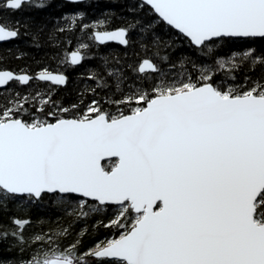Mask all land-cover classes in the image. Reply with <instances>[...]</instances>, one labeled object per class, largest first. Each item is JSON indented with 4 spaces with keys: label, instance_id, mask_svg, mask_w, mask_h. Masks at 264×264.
I'll list each match as a JSON object with an SVG mask.
<instances>
[{
    "label": "snow or ice",
    "instance_id": "6c2138e0",
    "mask_svg": "<svg viewBox=\"0 0 264 264\" xmlns=\"http://www.w3.org/2000/svg\"><path fill=\"white\" fill-rule=\"evenodd\" d=\"M71 2L0 0V264H264V0Z\"/></svg>",
    "mask_w": 264,
    "mask_h": 264
},
{
    "label": "trees",
    "instance_id": "16d2710c",
    "mask_svg": "<svg viewBox=\"0 0 264 264\" xmlns=\"http://www.w3.org/2000/svg\"><path fill=\"white\" fill-rule=\"evenodd\" d=\"M56 1V2H55ZM54 3H52V5L48 8H31V9H26L23 12H16L13 13V16L16 17H20V16H35L37 18H43L45 16H50L52 14H59L65 11L68 12H72L75 11L77 8H83L84 5L83 4H74V3H66V2H62L61 0H55ZM58 2V3H57ZM103 7H120L119 4H113L111 2V0H97V2L95 3V10L96 11H101L103 10ZM90 14L95 15V12L92 10V8L88 9ZM11 46L10 44L5 45L3 47H9ZM120 45L117 44H113V48H118ZM34 51V50H33ZM0 55H4L3 53V48H0ZM0 63H4L6 64V66L10 69H18L24 66L25 61L24 60H18V59H7V60H3L0 61ZM89 63H94V61H90ZM31 68L33 71L36 70V65L32 64ZM75 71L78 70H69L70 75H73V77L75 78ZM61 91H64L63 89H61ZM68 91L71 93L70 95L66 96V100H75V93L72 90V87L69 86ZM33 215L35 216L36 213L33 212ZM56 215H60L59 212L56 213ZM77 227H79V225H77ZM109 232L107 229H103L101 228L99 230V232L97 234H94L90 240H88V243L93 242L95 239H98L104 235H108Z\"/></svg>",
    "mask_w": 264,
    "mask_h": 264
},
{
    "label": "flooded vegetation",
    "instance_id": "af4514ba",
    "mask_svg": "<svg viewBox=\"0 0 264 264\" xmlns=\"http://www.w3.org/2000/svg\"><path fill=\"white\" fill-rule=\"evenodd\" d=\"M55 0H52V3H54ZM58 1V0H57ZM62 2H66V3H72V2H69V1H66V0H61ZM56 2V1H55ZM58 3V2H57ZM5 46V45H4Z\"/></svg>",
    "mask_w": 264,
    "mask_h": 264
},
{
    "label": "water",
    "instance_id": "95a60500",
    "mask_svg": "<svg viewBox=\"0 0 264 264\" xmlns=\"http://www.w3.org/2000/svg\"><path fill=\"white\" fill-rule=\"evenodd\" d=\"M66 1H69V2H71V0H66ZM113 44H117V45H119L117 42H113Z\"/></svg>",
    "mask_w": 264,
    "mask_h": 264
}]
</instances>
